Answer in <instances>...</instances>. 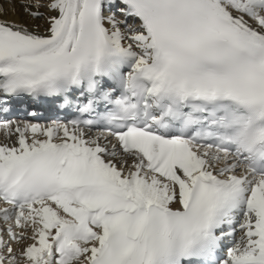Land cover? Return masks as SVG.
<instances>
[{
  "label": "snow or ice",
  "instance_id": "obj_1",
  "mask_svg": "<svg viewBox=\"0 0 264 264\" xmlns=\"http://www.w3.org/2000/svg\"><path fill=\"white\" fill-rule=\"evenodd\" d=\"M24 98L79 116L0 119V264H264V0H0Z\"/></svg>",
  "mask_w": 264,
  "mask_h": 264
},
{
  "label": "bare ground",
  "instance_id": "obj_2",
  "mask_svg": "<svg viewBox=\"0 0 264 264\" xmlns=\"http://www.w3.org/2000/svg\"><path fill=\"white\" fill-rule=\"evenodd\" d=\"M6 7L9 9L7 15H6V19H14V20H19V21H23L26 22L29 27H34L35 25H39L40 26V31H44L45 28V21L43 20H31L29 17H27L25 14H23L22 10L19 8V6L17 5V10L16 12H12L11 8L12 5L8 4L6 5ZM89 136L95 138L96 136H98L99 134H90L88 133ZM111 140V139H109ZM15 141V136L11 137V139H9L4 132L0 131V143H13ZM112 143H115V141L111 140ZM101 143H106V141H104L103 139H101ZM238 235H240V233H238ZM15 247V245H13Z\"/></svg>",
  "mask_w": 264,
  "mask_h": 264
}]
</instances>
